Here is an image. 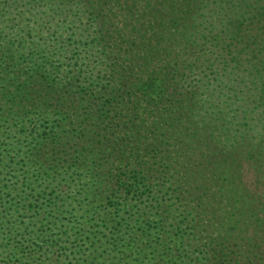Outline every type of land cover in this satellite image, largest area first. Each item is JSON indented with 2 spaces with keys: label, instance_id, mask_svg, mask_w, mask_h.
<instances>
[{
  "label": "trees",
  "instance_id": "trees-1",
  "mask_svg": "<svg viewBox=\"0 0 264 264\" xmlns=\"http://www.w3.org/2000/svg\"><path fill=\"white\" fill-rule=\"evenodd\" d=\"M0 264H264V0H0Z\"/></svg>",
  "mask_w": 264,
  "mask_h": 264
}]
</instances>
